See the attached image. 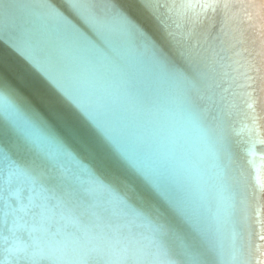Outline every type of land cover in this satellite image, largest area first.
<instances>
[{"label":"snow or ice","instance_id":"snow-or-ice-1","mask_svg":"<svg viewBox=\"0 0 264 264\" xmlns=\"http://www.w3.org/2000/svg\"><path fill=\"white\" fill-rule=\"evenodd\" d=\"M50 4L71 29L99 42L90 19L92 12L100 14L96 0ZM107 5L187 85L185 111L211 156L207 194L199 166L186 184L169 185L174 197L162 194L163 178H148L45 72L13 48L68 111L49 106L46 115L0 75V93L12 101L25 129L10 122L0 130L6 160L32 175L47 199L54 180L36 162L47 163L60 150L70 153L110 201L102 211H87L56 192L55 208L33 209L43 229L33 226L27 233L43 230L47 247L39 238L16 237L9 240L4 264H37V256L41 264H264V153L256 151L264 145V0H142L155 33L119 0ZM238 76L246 81L241 93L232 90ZM237 99L246 106L239 128L229 124L238 115ZM233 144L242 146L241 158Z\"/></svg>","mask_w":264,"mask_h":264},{"label":"water","instance_id":"water-1","mask_svg":"<svg viewBox=\"0 0 264 264\" xmlns=\"http://www.w3.org/2000/svg\"><path fill=\"white\" fill-rule=\"evenodd\" d=\"M119 2L146 30L157 31L142 0ZM96 6L100 14L92 12L90 19L99 42L71 29L50 0H0V75L6 86L18 89L46 115L49 106L68 111L15 48L78 104L148 178L153 182L163 178L162 194L174 197L169 185L186 184L193 166L204 170L199 182L207 194L211 156L185 111L187 85L164 68L144 40L112 12L107 0H96ZM245 83L238 76L232 90L241 93L239 86ZM236 103L238 115L229 124L239 128L246 106L239 99ZM21 120L12 101L0 93V130L12 122L23 133ZM241 147L233 144L237 158L243 156ZM256 151L264 153V145H257ZM36 166L46 167L53 177L54 194L47 199L33 176L12 167L0 150V264L10 259L5 249L16 237L39 238L40 246L47 247L43 230L27 233L33 226L43 229L33 209L55 208L56 192L87 211H102L109 204L110 194L70 153L60 150L50 161H37ZM37 264H41L39 256Z\"/></svg>","mask_w":264,"mask_h":264}]
</instances>
